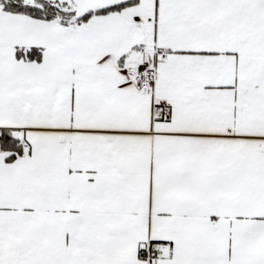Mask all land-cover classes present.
<instances>
[{
  "label": "snow or ice",
  "instance_id": "snow-or-ice-1",
  "mask_svg": "<svg viewBox=\"0 0 264 264\" xmlns=\"http://www.w3.org/2000/svg\"><path fill=\"white\" fill-rule=\"evenodd\" d=\"M0 264H264V0H0Z\"/></svg>",
  "mask_w": 264,
  "mask_h": 264
}]
</instances>
